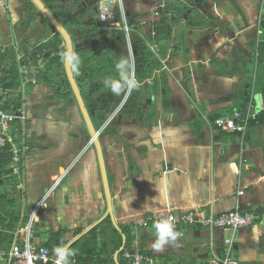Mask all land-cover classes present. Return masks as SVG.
I'll list each match as a JSON object with an SVG mask.
<instances>
[{
  "label": "crops",
  "instance_id": "0c3cea01",
  "mask_svg": "<svg viewBox=\"0 0 264 264\" xmlns=\"http://www.w3.org/2000/svg\"><path fill=\"white\" fill-rule=\"evenodd\" d=\"M43 1L50 7L52 0ZM52 4L56 12L50 7L51 11L72 34L75 49L81 48L90 59L86 69L81 68L82 61L75 60L74 72L103 139L114 217L120 227L109 215L94 228L98 229L94 246L107 244L103 261L129 264L119 252L126 235L131 240L128 250L144 253L154 264H210L213 257L227 255L226 240L231 238L234 258L241 264H264V222L237 231L196 224L174 226L178 239L159 252L152 248L154 224L144 227L136 223L141 217L158 218L170 212H194L204 218L237 207L242 211L264 209V101L256 105L254 100L258 89L264 100V33L259 34L257 26L261 0H172L165 4L161 0H124L129 31L111 23L112 27L119 29L126 43L127 36L133 37L135 32L134 38L146 44L137 56L149 49L164 67H154L144 78L137 75V56L135 67L127 63L125 76L139 90L125 91L123 101L109 109L106 118L101 117L99 104L110 92L104 81L120 79L116 69L109 67L122 59L110 64L107 46L88 50L77 45L76 31H81V24L63 17ZM35 7L31 0H0V41L12 45L7 52L12 58L16 56L14 46L29 51L61 40L66 48L61 35ZM116 13L122 21L123 12L118 9ZM170 13L173 17L161 22ZM171 34L174 39L169 42ZM7 53L0 54V78L5 66L2 56ZM94 81L100 84L96 90ZM67 82L65 67L58 71L55 83L41 77L28 91L31 83L23 87L22 82L18 111L28 118L19 128L30 149L23 176L15 175L11 167L12 173L0 182V193L6 196L1 208L7 214L0 216L9 222L10 213L17 212L14 239L20 227L33 221L32 242L36 245H46L55 233L66 231L67 246L108 209L96 149L74 94L65 98L60 91V85L69 86ZM14 99V91H9L3 106ZM108 104L114 102H107L105 108ZM236 110L252 112L253 122L244 135L216 128V119ZM125 117L130 121L123 125L132 132L129 138L127 133L109 131L107 124L118 119L113 126L118 129ZM117 144L122 151H111ZM61 173L63 180L54 186ZM41 203L45 205L40 207ZM120 237L122 246L117 250ZM11 248L5 246L0 260L7 263Z\"/></svg>",
  "mask_w": 264,
  "mask_h": 264
},
{
  "label": "built area",
  "instance_id": "2783aa9c",
  "mask_svg": "<svg viewBox=\"0 0 264 264\" xmlns=\"http://www.w3.org/2000/svg\"><path fill=\"white\" fill-rule=\"evenodd\" d=\"M164 4L172 0H161ZM98 8L103 18L106 21H112L116 10L123 12L122 21L118 20L112 22L113 26H117L125 31H129L127 24V18L124 16V0H98ZM158 14V13H157ZM258 20V33L263 34V22H264V0H261L260 13ZM171 15V13H170ZM11 44L0 41V54L7 53ZM16 56L15 59L19 65V73L22 77L23 87H26L28 83L36 84L38 82L39 75L42 72V68L45 63L41 60L38 64L32 62L31 56H27L21 50L15 47ZM9 94V91H5L0 87V151H3L6 147L11 148L12 152V168L14 174L17 176H23L24 160L27 151L30 149L28 139L24 132H20L19 125L27 120V114L24 111H10L6 110L3 106V98ZM252 119V112L250 110H236L233 114L220 117L216 119L215 126L218 129H224L228 132H238L245 134L247 127ZM65 175H59L56 177L54 186H58L63 180ZM243 193L242 191L240 194ZM45 204L41 203L40 207ZM37 210L34 213L36 216ZM168 223L173 227L178 225H201L205 228L224 229L237 231L240 228L247 227L257 222H264V209L247 210L242 211L239 207L235 211L223 212L220 214L211 213L204 218L198 217L194 212L184 213L182 215H175L170 212L167 216L158 218L153 217H141L136 223L138 226H150L154 223ZM1 228V227H0ZM23 236V239H19V236ZM34 237V224L33 221H29L15 233V239L12 244L11 251L7 264H58L59 256L57 251L49 248L46 245H36L32 242ZM234 238L227 239V255L225 257H213L210 264H241L234 258ZM125 257L128 259L129 264H154L151 257L141 252H135L127 250ZM59 264H64L63 261H59ZM68 264H75L70 263Z\"/></svg>",
  "mask_w": 264,
  "mask_h": 264
},
{
  "label": "trees",
  "instance_id": "16d2710c",
  "mask_svg": "<svg viewBox=\"0 0 264 264\" xmlns=\"http://www.w3.org/2000/svg\"><path fill=\"white\" fill-rule=\"evenodd\" d=\"M36 10H38L35 7ZM173 10V9H172ZM182 11L178 9V12ZM176 12V13H178ZM173 13V12H172ZM171 13V14H172ZM169 16V15H168ZM173 15L169 17L163 16L161 18V22L165 23L168 19L172 18ZM264 28V22H263ZM157 37H161V34H157ZM169 42H172L174 39L173 35L169 36ZM66 48L63 42L60 41H50L47 44L40 45L37 49L33 48L29 51H26L25 54L27 56H31L32 62L38 64L41 60H44L45 65L42 68V72L39 75V78H43L48 83H55V79L59 70L64 69V53ZM85 57L83 59L86 62L90 61L88 58L87 52H85ZM33 55V56H32ZM3 63L5 66L3 67L4 76L0 78V87L5 91H14L15 99L11 102H6L4 104V108L6 110L18 111L20 110V103L22 100L21 95V86H22V77L19 73L18 64L15 58H12L11 52L7 53L6 55L2 56ZM84 61L79 62L82 69H86L90 65L88 62ZM110 64H113L110 63ZM136 66H137V75L139 77H148L151 75V71L154 67L162 68L163 61L158 58L155 53H152L149 49H145L141 52L139 56L136 58ZM115 68L114 65H110L109 69ZM105 69L107 67L105 66ZM68 87L64 84L60 85V91L62 92L63 96L66 98L72 96V91L69 82ZM34 85L32 83L29 85L28 91L32 89ZM250 100V95L249 98ZM254 100L257 105L258 101L262 102L263 95L261 92L255 93ZM263 103V102H262ZM258 107V106H257ZM259 108V107H258ZM253 120V119H252ZM250 121L253 122V121ZM250 125V124H249ZM12 152L10 147H6L3 151H0V182L4 181V177L12 173ZM6 198L5 193H0V214L7 216L5 210H3L1 202ZM3 211V212H2ZM3 215L0 216V252L5 249V246L12 245L14 239V231L16 224L18 222L19 216L17 212H11V220L7 222L3 219ZM6 221V223H5ZM98 229L92 230L88 235H85L80 240H78L71 248V251L75 253L74 256H69L68 261L70 263L75 264H110V262L103 261L101 258L102 252H104V248L107 246L106 242L104 241L102 245L99 247L94 246L98 243ZM66 231H60L55 233L50 242L46 244L49 248L53 250H57L61 247H65L67 241H65L64 235ZM131 240L128 238L126 248L122 251L123 254L130 248ZM122 246L121 237L116 244V249L118 250ZM0 264H7L5 261L0 260ZM114 264V263H113Z\"/></svg>",
  "mask_w": 264,
  "mask_h": 264
},
{
  "label": "rangeland",
  "instance_id": "374dc122",
  "mask_svg": "<svg viewBox=\"0 0 264 264\" xmlns=\"http://www.w3.org/2000/svg\"><path fill=\"white\" fill-rule=\"evenodd\" d=\"M46 1L48 2V0H46ZM52 3H54L58 7L59 12L63 17H64V15H67L68 18L70 19L69 21H78L81 24V26H82L81 31H76V34L78 37L77 38V40H78L77 45H80L83 48L88 49V50H92V48L94 46H100V45L101 46L105 45L109 49H112L113 39L111 40V38H112L111 36H113L114 28L112 27L111 23L113 21H118V14L117 13L115 14L112 22H109V21H106L105 18H101V13H100L99 8H98L97 0H52ZM52 3L51 4L49 3L48 5L51 7V9L53 11H55ZM92 5H93V7H92ZM83 13H85V16H82ZM90 31H92L93 34ZM131 35L133 37L127 36V43H124L125 46L121 47V49H119V50L117 49L118 50L117 52H120L119 53L120 58L123 59L126 62V64L132 63V66L134 65V67H135V61H134L135 56H137L138 55L137 53L145 48L146 44L142 40H138V38H136V37L134 38V36H137V34L135 32H132ZM148 36H150V35L148 34ZM107 42H109V43H107ZM116 42H119L118 39H116ZM21 49H23V48H21ZM21 51L23 53H25L28 50L23 49ZM112 62L114 63L115 60H112ZM43 63H45L44 60H43ZM132 68L133 67H131L130 70H132ZM130 78L131 77H129V76L126 77V79L128 81ZM120 79H119V77L112 78V80H116L118 82L120 81ZM96 83H97V81L92 82V86L94 87V90H96L100 87V84H96ZM92 86H91V89H93ZM137 90H139L138 86L135 88V91H137ZM124 93L125 92H122L121 95H119L120 97L113 95L111 93V91L108 92L107 95H105L106 97L103 98L99 103L100 104L101 117L106 118L105 116L108 114L109 109H114L115 106L118 105V102L120 103L121 101H123ZM85 96H86V93H85ZM112 101L114 102V104H108V106L105 108L106 103L107 102L110 103ZM95 106H96V104H95ZM66 109H67V107H66ZM126 110H128V108H126ZM122 119L123 120H121V122H119V124H118L119 125L118 129L113 127L116 123H118V119H117V121H114V122L112 121L111 123H107V124H109L108 126H110V128H111L109 131H114V130L117 132L119 131L123 135L127 133L126 137L129 138L130 135L132 136V132H131V130L125 131L124 130L125 128L123 127V125L124 126L127 124L130 125V121H128L126 117L122 118ZM110 150L120 152V151H122V148L120 146H118V144H117V146H114L113 148L111 147ZM63 174L64 173H61L60 175H63Z\"/></svg>",
  "mask_w": 264,
  "mask_h": 264
},
{
  "label": "water",
  "instance_id": "95a60500",
  "mask_svg": "<svg viewBox=\"0 0 264 264\" xmlns=\"http://www.w3.org/2000/svg\"><path fill=\"white\" fill-rule=\"evenodd\" d=\"M31 1L40 10V12L46 17V19L52 24V26L56 29V31L61 35V37L65 41V45H66V53L64 55L65 74L67 76L71 90L74 94V98L77 102L79 111L84 119V122L86 125V131L88 133L89 139L93 141V145L96 149V153L98 156V162H99V166L101 170L103 186H104L105 197L107 201V207H108L107 213L102 219H100L94 225L89 227L85 232L81 233L78 237H76V239H74L73 242L71 241V243H69L66 246L69 249L75 241L85 236L89 231L94 229L109 215L111 216L115 226L119 230H120V227L117 225L116 219L114 217L113 191H112V187H111V183L109 179V172H108V167H107V162H106V155L104 152L103 139L100 134V129L96 127V124L94 122L90 109L83 95L82 88L74 72V61L80 59L79 50L75 49L74 40L68 28L56 16V14L53 11H51V9L46 5V3L43 0H31ZM123 237H124L123 246L121 247L119 252L123 251L126 247V243H127L126 235H124Z\"/></svg>",
  "mask_w": 264,
  "mask_h": 264
},
{
  "label": "clouds",
  "instance_id": "9594fccd",
  "mask_svg": "<svg viewBox=\"0 0 264 264\" xmlns=\"http://www.w3.org/2000/svg\"><path fill=\"white\" fill-rule=\"evenodd\" d=\"M127 65L126 62L122 59L116 65L115 69L120 74V81L107 79L104 81L105 86L111 91L115 96L121 95L122 92H130L137 85L130 83L125 77V69ZM153 227L155 228V240L152 243V248L154 251H163L165 245L174 243L178 239V233L175 232L174 227L168 223H154ZM57 255L59 256V261H63L64 264H68V257L74 256L75 253L70 251L67 247H61L56 250ZM58 261V264H59Z\"/></svg>",
  "mask_w": 264,
  "mask_h": 264
},
{
  "label": "flooded vegetation",
  "instance_id": "af4514ba",
  "mask_svg": "<svg viewBox=\"0 0 264 264\" xmlns=\"http://www.w3.org/2000/svg\"><path fill=\"white\" fill-rule=\"evenodd\" d=\"M92 32V31H90ZM93 34V32H92ZM111 40L113 39L112 43H113V46H112V49H106V53L107 55L109 56V59L112 61V60H118L120 59V52H117L119 49H121V47H124L126 43L125 42V38H124V35L119 31L118 28H114L113 30V36H111ZM116 39H118L119 42H116ZM109 43V42H107ZM79 50V56H80V59L78 61H75V62H79V61H83L84 57H85V53H82V50L81 48H77ZM118 49V50H117ZM66 53V51H65Z\"/></svg>",
  "mask_w": 264,
  "mask_h": 264
}]
</instances>
